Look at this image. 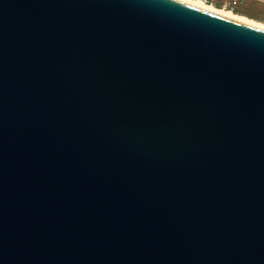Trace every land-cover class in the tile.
Listing matches in <instances>:
<instances>
[{
	"label": "water",
	"instance_id": "1",
	"mask_svg": "<svg viewBox=\"0 0 264 264\" xmlns=\"http://www.w3.org/2000/svg\"><path fill=\"white\" fill-rule=\"evenodd\" d=\"M0 264H264V28L0 0Z\"/></svg>",
	"mask_w": 264,
	"mask_h": 264
},
{
	"label": "bare ground",
	"instance_id": "2",
	"mask_svg": "<svg viewBox=\"0 0 264 264\" xmlns=\"http://www.w3.org/2000/svg\"><path fill=\"white\" fill-rule=\"evenodd\" d=\"M182 1H185L188 3L194 4V5H197V6H200V7H203V8H206V9H209V10H212V11H215V12H218V13H221V14L242 20V21H245V22H248L250 24L259 26L261 28H264V22L258 21L254 18H251V17L246 16V15L241 14V13L233 12V11H230L228 9L215 7L213 5L206 4L201 0H182Z\"/></svg>",
	"mask_w": 264,
	"mask_h": 264
},
{
	"label": "rangeland",
	"instance_id": "3",
	"mask_svg": "<svg viewBox=\"0 0 264 264\" xmlns=\"http://www.w3.org/2000/svg\"><path fill=\"white\" fill-rule=\"evenodd\" d=\"M238 13L244 14L258 21L264 22V3L258 0H245Z\"/></svg>",
	"mask_w": 264,
	"mask_h": 264
},
{
	"label": "built area",
	"instance_id": "4",
	"mask_svg": "<svg viewBox=\"0 0 264 264\" xmlns=\"http://www.w3.org/2000/svg\"><path fill=\"white\" fill-rule=\"evenodd\" d=\"M206 4L213 5L215 7L228 9L233 12H239L238 9L240 8L241 4L245 0H201ZM264 3V0H258Z\"/></svg>",
	"mask_w": 264,
	"mask_h": 264
}]
</instances>
